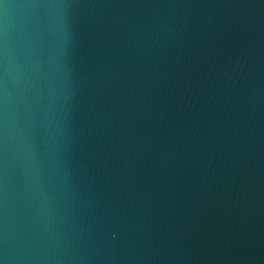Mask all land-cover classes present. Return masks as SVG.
Segmentation results:
<instances>
[{"label": "water", "instance_id": "obj_1", "mask_svg": "<svg viewBox=\"0 0 264 264\" xmlns=\"http://www.w3.org/2000/svg\"><path fill=\"white\" fill-rule=\"evenodd\" d=\"M0 264H264V0H0Z\"/></svg>", "mask_w": 264, "mask_h": 264}]
</instances>
